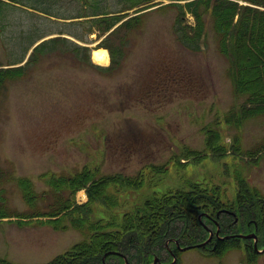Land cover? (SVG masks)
Here are the masks:
<instances>
[{"label":"rangeland","instance_id":"374dc122","mask_svg":"<svg viewBox=\"0 0 264 264\" xmlns=\"http://www.w3.org/2000/svg\"><path fill=\"white\" fill-rule=\"evenodd\" d=\"M100 3L104 10L120 7L117 0ZM162 5L140 11L148 10L140 27L108 41L113 52L99 47L107 34L89 33L83 18L47 15L18 4L7 8L8 15L0 24L1 63L24 58L16 64L24 65L39 43L59 36L63 39L51 40L55 47L46 49L22 78L0 94V164L11 167L12 161L17 174L31 177L39 192L49 189L46 179L51 174L67 177L85 166L97 167L100 174L149 171L143 188L116 193L128 206L154 191L188 189L190 182L221 185L228 199H233L238 171L264 195V149L251 158L236 156L232 149L238 143L254 151L264 143V115L248 119L240 127L226 122L227 112L242 99L228 76L229 61L218 50L211 19L202 47L193 50L177 40L173 29L176 9ZM93 8L82 0H64L53 10L69 16ZM62 29L66 31L59 33ZM94 48L108 51L107 65L93 60ZM216 129L219 143L228 148L223 157L175 162L188 146L205 150L207 132ZM165 164L169 169L164 173L149 168ZM42 173L47 174L46 179L39 178ZM117 188L114 184L109 187L111 191ZM9 190L11 206L26 210L20 190L15 186ZM52 191L40 200L45 210L55 199ZM76 199L86 202L87 189H80ZM96 208L99 216L108 217L104 205L96 204ZM231 209L221 210L217 216L231 212L227 214L229 223L233 221L238 232L219 237L252 238L254 242L253 237L242 235L255 233L258 224L248 221L244 227L239 212ZM16 219L0 220V256L15 262L45 263L82 240L80 231L72 227L57 229L38 219L20 225ZM255 251L257 255L251 259L243 247L223 256L196 247L179 248L175 257L179 264H264V251Z\"/></svg>","mask_w":264,"mask_h":264},{"label":"trees","instance_id":"16d2710c","mask_svg":"<svg viewBox=\"0 0 264 264\" xmlns=\"http://www.w3.org/2000/svg\"><path fill=\"white\" fill-rule=\"evenodd\" d=\"M63 1L0 0V24L8 15L7 8L14 4L15 7L17 4L24 5L61 18L79 17L83 18L81 21L89 24V33L97 31L99 35L107 34L99 47H108L113 52L114 48L108 41L116 36H127L132 30L140 27L148 10L139 13L140 11L163 3L161 7L176 9L173 29L177 40L186 47L198 50L202 47L207 21L210 18L218 50L229 61L228 76L236 95L242 99L239 105L227 112L226 122L240 127L246 120L264 115V0H168L167 3H164L165 0H117L120 7L115 10H104L101 0H82L86 5L94 7L92 11L86 9L69 16L53 10V7ZM65 31L66 29H62L59 33ZM62 39L63 37L59 36L39 43L24 65H16L24 58L8 64L0 61V94L9 88L11 82L22 78L46 49L55 47L54 44L51 45V40ZM81 47L88 50L84 46ZM207 134L205 150L188 146L180 158L176 156L175 162L181 163L180 159L189 157L190 161L208 156L223 157L228 148L219 143V130H209ZM232 149L238 153H234L236 156L245 154L251 158L262 152L264 143L254 151L246 150L238 143L233 144ZM10 162L11 167L0 164V220L17 217L19 224L24 225L38 219L40 223H52L57 229L72 227L82 235L81 241L41 264H126V260L128 264H152L155 257L167 264L173 261L175 256L178 257V244L191 246L203 243L209 238L211 231L214 233L212 240L199 249L223 256L230 249L243 247L249 258L254 259L257 252L252 239H241L237 236L228 239L219 237L238 232L233 221L230 225L226 213L221 212L217 216L218 212L227 210V207H233L239 212L244 227L248 221L256 222L258 246L264 244V195L250 185L242 171L236 173L238 189L233 199H228L226 190H223L221 185L190 182L188 189L180 186L163 193L154 191L140 202L128 206L121 202L116 193L122 190L125 194L128 188H143L149 171H140L136 175L123 172L100 174L97 167H84L67 177L51 174L47 179V174L43 173L39 178L46 179L49 189L39 192L34 180L29 176L18 175L13 162ZM149 168L153 173H164L169 169L166 164L151 165ZM154 181L149 182L154 185ZM113 184L118 186L115 191L109 189ZM9 186L20 190L27 204L26 210L21 211L11 206ZM82 188L87 189L88 200L78 203L76 195ZM52 189L55 199L48 203L45 210V204L42 205L40 200L53 192ZM65 189L68 194H65ZM96 204L106 207L108 212L104 210L107 212L104 214L108 217L98 215L99 208H96ZM59 215L60 217L56 218ZM254 226L253 224V228ZM0 264L25 263L0 256Z\"/></svg>","mask_w":264,"mask_h":264},{"label":"water","instance_id":"95a60500","mask_svg":"<svg viewBox=\"0 0 264 264\" xmlns=\"http://www.w3.org/2000/svg\"><path fill=\"white\" fill-rule=\"evenodd\" d=\"M213 235H214V234H213V232L211 231L210 237H209L205 242L200 243V244H197L196 246H197V247H201V246L206 245V244H207V243L213 238ZM242 236H243V237H246V238L253 237V238H254V248H255V250H257V251H259V252L264 251V248H263L262 250L259 249V246H258V236L256 235V233L249 234V235H242ZM221 238H223V237H221ZM178 246H179V248H180L181 250H187V249H189L190 247H193V246H180V245H178ZM175 261H176V257H175L174 261L171 262V263H169V264H174ZM157 263L162 264L158 257L155 258L153 264H157ZM105 264H106V263H105ZM126 264H128V261H127V260H126Z\"/></svg>","mask_w":264,"mask_h":264},{"label":"bare ground","instance_id":"6f19581e","mask_svg":"<svg viewBox=\"0 0 264 264\" xmlns=\"http://www.w3.org/2000/svg\"><path fill=\"white\" fill-rule=\"evenodd\" d=\"M92 57H93V60L99 64H106L107 65V63L109 62L108 51L104 50L102 48H94L92 51ZM242 239H245V238H242Z\"/></svg>","mask_w":264,"mask_h":264},{"label":"flooded vegetation","instance_id":"af4514ba","mask_svg":"<svg viewBox=\"0 0 264 264\" xmlns=\"http://www.w3.org/2000/svg\"><path fill=\"white\" fill-rule=\"evenodd\" d=\"M226 209H227L228 211L232 210L231 207H227ZM225 213H226V212H225ZM230 213H231V212H227L228 215H232V214H230ZM230 235H232L231 232L228 233L226 236L229 237ZM227 239H228V238H227ZM258 240H259V238H258Z\"/></svg>","mask_w":264,"mask_h":264}]
</instances>
